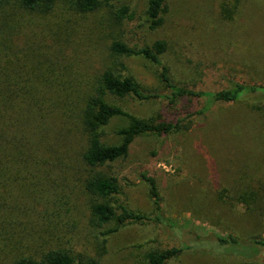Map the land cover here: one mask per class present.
<instances>
[{
    "label": "rangeland",
    "instance_id": "rangeland-1",
    "mask_svg": "<svg viewBox=\"0 0 264 264\" xmlns=\"http://www.w3.org/2000/svg\"><path fill=\"white\" fill-rule=\"evenodd\" d=\"M102 2L99 11L82 14L70 0H59L50 15L25 12L20 18L19 34L35 45L34 59L45 60L66 86L94 82L111 59L113 37L129 45L167 39L162 59L180 84L209 90L235 82L264 85V0H169L166 22L158 30L149 28L148 0ZM122 5L135 17L116 23L112 12ZM123 62L147 90L166 92L154 62L142 56L124 57ZM119 104L143 118L192 121L186 130L138 136L126 158L101 168L117 180L121 201L151 215L156 209L144 175L154 177L162 222H131L116 230L115 222L98 225L80 184L66 179L71 190L64 191L59 174L60 189L44 196L46 207L54 208L60 192L66 199L72 193L71 198L57 203L59 218L38 214L33 232L60 237L73 254L96 264H147V252L170 247L184 250L166 264H264V244L254 241L264 240V99L187 97L170 105L168 100L129 98ZM129 124L126 117H114L104 128L105 142L120 143L118 131ZM76 134L79 155L85 136Z\"/></svg>",
    "mask_w": 264,
    "mask_h": 264
},
{
    "label": "trees",
    "instance_id": "trees-1",
    "mask_svg": "<svg viewBox=\"0 0 264 264\" xmlns=\"http://www.w3.org/2000/svg\"><path fill=\"white\" fill-rule=\"evenodd\" d=\"M58 1L0 0V264H96L91 257L73 254L63 246L60 237L33 232L38 214L57 216L56 205L65 197L61 192L57 194L60 201L48 209L44 196L60 189V175L64 191L71 190L66 179L80 184L90 199L91 216L98 225L115 222L117 227L113 230H116L131 222H162L161 195L154 177L144 175L156 209V214L151 215L131 209L121 201L117 180L101 168L126 158L138 136H163L186 130L191 128L192 121L161 115L143 118L127 111L119 101L168 100L172 105L187 97H208L222 102L253 99V96L264 99V85L235 82L231 87L209 90L177 83L162 59L169 49L165 38L129 45L113 37L109 44L111 59L94 82L76 89L66 86L45 60L34 59L35 45L19 34L23 13L50 15ZM70 6L77 13L87 14L99 11L103 2L70 0ZM168 8L169 0H148L146 14L151 30L165 24ZM112 14L116 23L135 17L127 5ZM130 56H142L159 67L165 93L147 90L130 74L123 62L124 57ZM74 100L76 103H72ZM204 111L205 108L196 114ZM118 116L126 117L130 124L118 131L122 137L120 143L108 144L104 140V128ZM76 129L85 136L79 155L75 146ZM67 199L63 200L64 204L68 203ZM49 225L47 232L52 229ZM64 225L61 223V229ZM228 239L238 241L234 236ZM254 241L264 244V240ZM183 250V247H170L149 251L147 264H166Z\"/></svg>",
    "mask_w": 264,
    "mask_h": 264
}]
</instances>
